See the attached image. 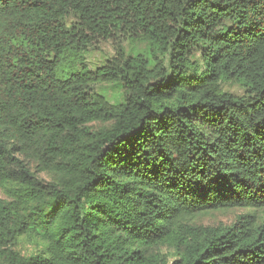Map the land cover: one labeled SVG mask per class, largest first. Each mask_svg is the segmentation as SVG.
<instances>
[{"label":"trees","instance_id":"1","mask_svg":"<svg viewBox=\"0 0 264 264\" xmlns=\"http://www.w3.org/2000/svg\"><path fill=\"white\" fill-rule=\"evenodd\" d=\"M0 193V264H264V0H0Z\"/></svg>","mask_w":264,"mask_h":264},{"label":"rangeland","instance_id":"2","mask_svg":"<svg viewBox=\"0 0 264 264\" xmlns=\"http://www.w3.org/2000/svg\"><path fill=\"white\" fill-rule=\"evenodd\" d=\"M71 22V20L69 21ZM73 22V21H72ZM123 47L126 51L131 54H143L148 55V47L145 44H142L140 41L135 40H126L122 43ZM115 57V45L109 42H100L96 44L95 48H91L88 53L89 62L92 68H98L107 64L109 59ZM97 91L108 97L111 102H114L117 98H120L122 92L120 89L115 87L114 85L109 84H100L96 87ZM224 91L228 92L236 97H243L245 95V90L238 84L227 83L224 85ZM0 199L6 200V197L0 193ZM249 213L247 210H233L230 212H216L208 215H204L196 220L197 226H221V225H230L232 224L239 215H244ZM18 251H20L24 256H31L35 254V249L25 242H21L18 247Z\"/></svg>","mask_w":264,"mask_h":264}]
</instances>
